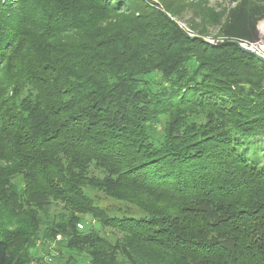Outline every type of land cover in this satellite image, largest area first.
Returning a JSON list of instances; mask_svg holds the SVG:
<instances>
[{
	"label": "trees",
	"instance_id": "trees-1",
	"mask_svg": "<svg viewBox=\"0 0 264 264\" xmlns=\"http://www.w3.org/2000/svg\"><path fill=\"white\" fill-rule=\"evenodd\" d=\"M221 1L0 0V264H264V0Z\"/></svg>",
	"mask_w": 264,
	"mask_h": 264
},
{
	"label": "rangeland",
	"instance_id": "rangeland-1",
	"mask_svg": "<svg viewBox=\"0 0 264 264\" xmlns=\"http://www.w3.org/2000/svg\"><path fill=\"white\" fill-rule=\"evenodd\" d=\"M152 1H157L158 0H152ZM186 3H192V4H197L199 3L201 0H184ZM208 2V5L214 7L216 10H220L222 7L224 8H228L234 5V3H228V2H222L221 0H206ZM194 13V9L190 6L185 7L182 13V16H178L175 17L176 18V22L181 25L182 27H186L189 29V20L191 19V17L193 16ZM264 27V17L261 18L260 20L257 21L256 24V37L255 39H252L251 41H247V42H253L255 40H258L261 36L262 33H264V30L262 29ZM218 31V27L216 26H210L209 27V33L210 36L207 37L208 40H212L213 38H211L212 36H215L217 34ZM262 161L264 162V153L262 156ZM97 196H100V193H97ZM101 205H108V206H114L116 207V205L118 204L117 202L114 201H108V200H100L99 201ZM88 221H84V222H79L77 224H81L82 226L79 229H85L89 226H94L95 228L99 227V225L89 219H87ZM60 239V236H57V240ZM56 243H51V244H41V242H39L36 247H34V249H32L33 253H37V259L38 261L36 262V264H50V261L52 259V256H57L60 257V261L63 262V260L65 259L67 253L66 250L64 248H61L60 252H57L54 250ZM55 256V257H56ZM78 256V263L77 264H88V262L86 261V257L85 255L81 254V255H77ZM54 261V260H53ZM52 261V263H53ZM59 260L56 261V263H58ZM156 264V262H155Z\"/></svg>",
	"mask_w": 264,
	"mask_h": 264
},
{
	"label": "built area",
	"instance_id": "built-area-1",
	"mask_svg": "<svg viewBox=\"0 0 264 264\" xmlns=\"http://www.w3.org/2000/svg\"><path fill=\"white\" fill-rule=\"evenodd\" d=\"M181 26V25H179ZM182 27V26H181ZM185 30L191 32L188 28L183 27ZM192 34V33H190ZM211 43H216L217 41L209 40ZM241 44L243 47L252 50L253 52L264 56V33L261 34L260 38L258 40H255L253 42H247V41H241ZM77 226L80 228L82 225L77 224Z\"/></svg>",
	"mask_w": 264,
	"mask_h": 264
},
{
	"label": "water",
	"instance_id": "water-1",
	"mask_svg": "<svg viewBox=\"0 0 264 264\" xmlns=\"http://www.w3.org/2000/svg\"><path fill=\"white\" fill-rule=\"evenodd\" d=\"M205 40L208 41V42H210L208 39H205ZM227 42L230 43V44H233V45H235V46H237V47H239V48L242 49V50H245V51H247V52L253 54L257 59H259V60H261V61H264V56L259 55V54L255 53V52H253L252 50L243 47L240 41H237V40H234V39H230V40H228ZM210 43H211V42H210ZM222 43H223L222 41H218V42H216L215 44H222Z\"/></svg>",
	"mask_w": 264,
	"mask_h": 264
},
{
	"label": "bare ground",
	"instance_id": "bare-ground-1",
	"mask_svg": "<svg viewBox=\"0 0 264 264\" xmlns=\"http://www.w3.org/2000/svg\"><path fill=\"white\" fill-rule=\"evenodd\" d=\"M262 29L264 30V27Z\"/></svg>",
	"mask_w": 264,
	"mask_h": 264
}]
</instances>
